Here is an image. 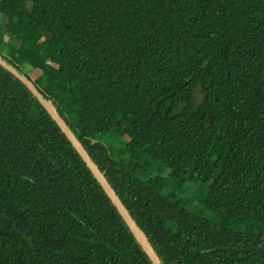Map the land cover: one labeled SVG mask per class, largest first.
<instances>
[{
	"label": "trees",
	"instance_id": "trees-1",
	"mask_svg": "<svg viewBox=\"0 0 264 264\" xmlns=\"http://www.w3.org/2000/svg\"><path fill=\"white\" fill-rule=\"evenodd\" d=\"M5 11L44 35L55 83L44 94L0 59L96 172L0 62V264H155L97 171L159 264H264V0H0ZM113 130L128 167L94 140ZM150 162L205 181L212 217L164 194Z\"/></svg>",
	"mask_w": 264,
	"mask_h": 264
},
{
	"label": "rangeland",
	"instance_id": "rangeland-1",
	"mask_svg": "<svg viewBox=\"0 0 264 264\" xmlns=\"http://www.w3.org/2000/svg\"><path fill=\"white\" fill-rule=\"evenodd\" d=\"M31 8L28 3L25 6L26 10ZM10 21L9 11H5L0 15V54L9 58H17V63L20 69L27 73L35 86L44 94L48 90V85L54 84L55 80H51L50 68L44 66L45 62L42 57L44 52L39 49L41 41L44 39L43 34H37L34 37L33 32L21 31L16 28L7 26ZM46 26V20L40 19L37 22L36 28L42 29ZM42 51V52H41ZM29 86L38 94L42 102L48 110L58 120L62 128L71 137L78 148H81L76 135L71 125L62 117L60 112L55 109L50 102L45 99L33 86L31 82L26 80ZM196 100L199 101L202 97V92L199 88L195 90ZM94 140H99L105 145L111 157L118 160L123 166H129L132 160V151L129 147L128 137L123 135L120 130H113L106 135L96 136ZM139 163L144 162V157H137ZM147 171L152 175H158L164 181L163 193L168 194L170 198H181L185 202L188 210L198 214L204 218H211L212 213L206 210L201 202V196L206 189L207 183L196 175H185L173 178L169 174V168L165 165L150 162L147 165ZM97 177L104 182L102 174L97 171ZM259 230H264V227H258ZM141 238L143 235H140ZM140 239V237L138 236ZM144 238V237H143Z\"/></svg>",
	"mask_w": 264,
	"mask_h": 264
},
{
	"label": "water",
	"instance_id": "water-1",
	"mask_svg": "<svg viewBox=\"0 0 264 264\" xmlns=\"http://www.w3.org/2000/svg\"><path fill=\"white\" fill-rule=\"evenodd\" d=\"M0 62L2 64H4L7 68H9L10 70L14 71L18 76H20L22 78V80L28 84L26 82V78L22 77L21 74L14 69L11 65H9L8 63L4 62L2 59H0ZM29 85V84H28ZM38 95V94H37ZM40 98V97H39ZM42 101V100H41ZM44 104V103H43ZM45 105V104H44ZM46 106V105H45ZM82 156L84 157V159L86 160V162L88 163V165L92 168V170L94 172H96V168L95 166L92 165L90 159L88 158V156L86 155V153L82 150V148H79ZM103 184L105 185L106 189L108 190V192L110 193L111 197L113 198L114 202L116 203L117 207L119 208V210L121 211L122 215L124 216V218L126 219V221L128 222L130 228L132 229V231L134 232L137 240L139 241V243L144 247V249L149 253V255L151 256V258L153 259V261L155 262V264H159L158 261L156 260L154 254L152 253V251L148 248L147 244H146V238L143 235V233L138 230L136 228V226L134 225L133 221L129 218V216L126 214V212L124 211L123 207L119 204V200L115 197V195L113 194L111 188L106 184V182L104 181ZM140 235H143V237L141 238ZM138 236L140 237V239L138 238Z\"/></svg>",
	"mask_w": 264,
	"mask_h": 264
}]
</instances>
